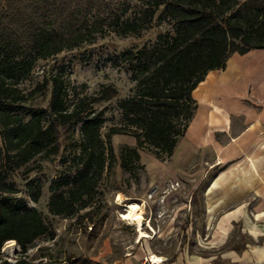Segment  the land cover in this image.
I'll return each instance as SVG.
<instances>
[{
	"label": "trees",
	"instance_id": "trees-1",
	"mask_svg": "<svg viewBox=\"0 0 264 264\" xmlns=\"http://www.w3.org/2000/svg\"><path fill=\"white\" fill-rule=\"evenodd\" d=\"M128 8L124 2L117 12L114 0H0V252L7 240L25 252L47 232L37 208L10 195V173L36 156L64 159L48 205L54 214L72 215L89 206L103 177L114 174L117 157L135 180L143 169L139 150L169 160L194 113L192 91L206 73L224 67L234 53L264 48V0H141L138 10ZM154 19L169 28L119 56L134 86L117 101L119 121L104 135L106 107L94 104L115 98L113 85H102L94 96L69 97L54 74L28 92L19 88L38 60L92 41L96 26L140 36ZM39 93L48 94L45 104L36 100ZM76 128L78 138L63 144V134ZM115 134L133 136L135 145L120 144L116 155Z\"/></svg>",
	"mask_w": 264,
	"mask_h": 264
},
{
	"label": "rangeland",
	"instance_id": "rangeland-1",
	"mask_svg": "<svg viewBox=\"0 0 264 264\" xmlns=\"http://www.w3.org/2000/svg\"><path fill=\"white\" fill-rule=\"evenodd\" d=\"M124 2L129 5L128 13H132L138 10L141 0H114L117 12H121ZM168 28L167 23L154 19L151 26L140 36L122 37L106 24L96 26L92 41L38 60L28 78L19 84V88L28 92L45 77L54 74L63 78L69 97L71 93L94 96L102 85H113L118 91L116 97L102 105L94 104L95 108L106 107L105 116L108 120L101 130L104 135L108 126L119 121L117 101L129 95L134 86L125 62L119 57L121 52L153 42L160 32ZM47 96L48 94L39 93L36 100H44L41 104H45ZM78 136L76 128L73 132H65L61 141L70 146ZM111 142L117 155L120 144L135 145V138L131 135L115 134ZM139 154L143 169L138 170L137 180L131 173L122 172L117 157L114 174L103 177L89 206L72 215L54 214L48 205L51 196L49 186L61 175L60 172L65 166L62 162L64 159L36 156L10 173L8 180L13 183L14 190L10 195L27 207L37 208L46 224L47 232L36 238L25 252L15 240L5 241L0 252V261L6 260L12 264L17 260H21V264H118L130 249L142 245L148 246L152 252L170 257L179 251H191L193 248L186 239L189 214L184 213V210H188L192 197L185 199L184 194H174V189L182 186L179 180L165 182L161 190L158 184V189L152 191L154 187H149L146 162L147 158L154 155L146 150H139ZM202 163L206 165V162ZM190 170H195V167L192 166ZM201 185L202 183L198 186L201 188ZM130 202L141 205L145 222L143 230L149 234L147 237L138 238L136 227L120 217ZM231 234L224 248L217 247L213 250L219 253L222 249L237 247L250 241L238 225H235Z\"/></svg>",
	"mask_w": 264,
	"mask_h": 264
},
{
	"label": "crops",
	"instance_id": "crops-1",
	"mask_svg": "<svg viewBox=\"0 0 264 264\" xmlns=\"http://www.w3.org/2000/svg\"><path fill=\"white\" fill-rule=\"evenodd\" d=\"M192 96V119L169 161L151 156L146 167L149 187L179 180L174 194L192 197L184 213L193 249L170 257L142 245L118 264H149L152 255L162 264H264V48L232 54L224 67L206 73ZM235 225L250 241L214 251L224 248Z\"/></svg>",
	"mask_w": 264,
	"mask_h": 264
},
{
	"label": "bare ground",
	"instance_id": "bare-ground-1",
	"mask_svg": "<svg viewBox=\"0 0 264 264\" xmlns=\"http://www.w3.org/2000/svg\"><path fill=\"white\" fill-rule=\"evenodd\" d=\"M157 189V187H154L151 190L156 191ZM120 217L136 227L138 238L147 237L149 235L145 230H143L145 222L142 216L141 205L139 203H127L126 209L123 213H121ZM152 258L153 260L158 259L155 255H152Z\"/></svg>",
	"mask_w": 264,
	"mask_h": 264
},
{
	"label": "built area",
	"instance_id": "built-area-1",
	"mask_svg": "<svg viewBox=\"0 0 264 264\" xmlns=\"http://www.w3.org/2000/svg\"><path fill=\"white\" fill-rule=\"evenodd\" d=\"M156 187H157V186H156ZM146 260H147V259H146ZM147 261H148L149 264H162L161 261H160V262H159V261H155V262H154V260H152L151 256L148 257V260H147Z\"/></svg>",
	"mask_w": 264,
	"mask_h": 264
}]
</instances>
